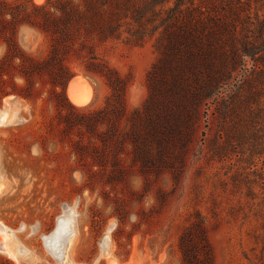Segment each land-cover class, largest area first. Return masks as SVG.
I'll return each instance as SVG.
<instances>
[{"label": "rangeland", "instance_id": "obj_1", "mask_svg": "<svg viewBox=\"0 0 264 264\" xmlns=\"http://www.w3.org/2000/svg\"><path fill=\"white\" fill-rule=\"evenodd\" d=\"M11 36L16 49L6 57ZM154 43L100 47L123 74L134 75L131 110L149 96ZM50 48V35L34 25L18 22L0 32V115L13 113L0 122V219L16 250L15 256L0 251V264H59L53 249L63 238L64 248L72 240L71 263L64 264H183L180 238L196 222L205 227L213 264H264V146L249 138L216 154L224 139L212 115L202 127L205 138L199 133L179 171L146 170L133 161L132 145L115 151L77 120L85 108L105 104L111 88L104 76L69 60L72 77L82 75L91 85L92 98L83 106L68 93L55 95L67 86H56L48 72L34 73L26 89L21 55L43 59ZM115 157L126 170L121 181L109 182Z\"/></svg>", "mask_w": 264, "mask_h": 264}, {"label": "trees", "instance_id": "obj_2", "mask_svg": "<svg viewBox=\"0 0 264 264\" xmlns=\"http://www.w3.org/2000/svg\"><path fill=\"white\" fill-rule=\"evenodd\" d=\"M27 2L0 0V32L24 22L50 35L47 57H20L26 89L32 75L41 72H48L56 86H67L71 58L104 76L111 88L105 104L85 108L77 118L103 145L119 152L132 145L133 161L146 170L179 171L214 115L222 123L218 137L224 139L216 154L225 144L236 147L249 138L253 146H264V0ZM152 38L158 57L147 75L149 96L131 110L127 93L134 75L123 74L100 47L114 41L140 45ZM7 41L6 57L16 49L12 36ZM54 94L67 96L64 88ZM114 161L116 175L109 182L121 181L126 170L120 158ZM180 247L183 264H213L212 246L199 222L181 235Z\"/></svg>", "mask_w": 264, "mask_h": 264}, {"label": "bare ground", "instance_id": "obj_3", "mask_svg": "<svg viewBox=\"0 0 264 264\" xmlns=\"http://www.w3.org/2000/svg\"><path fill=\"white\" fill-rule=\"evenodd\" d=\"M39 2L43 0H37ZM87 79L82 76V75H76L71 78L70 84L67 88V93L70 98V100L78 105V106H83L86 105L90 102L92 98V89L90 87ZM13 113L10 109H6L2 114L0 115V122H4L10 118H12ZM0 234L2 237L0 238V243L2 244L3 251H6L10 253L12 256L16 255V250L10 242L11 238V232L8 226L4 223L3 220L0 219ZM63 243H64V238L63 240L60 241V244L56 247L58 250L63 248ZM72 246V240L68 242V244L64 248L63 252V263H71L70 262V249ZM17 257V256H16ZM129 262V261H128ZM114 264H121L116 260H113ZM130 264V263H127Z\"/></svg>", "mask_w": 264, "mask_h": 264}, {"label": "water", "instance_id": "obj_4", "mask_svg": "<svg viewBox=\"0 0 264 264\" xmlns=\"http://www.w3.org/2000/svg\"><path fill=\"white\" fill-rule=\"evenodd\" d=\"M70 80H71V79H70ZM70 80H69V82H68V84H67V88H68V86H69V84H70ZM52 249H53V248H52ZM0 251H3V248H2V244H1V243H0ZM53 251L55 252V254H56V256H57L58 263H59V264H64L63 261H62V259H63L64 247L61 248L60 250H58V248H56V250L53 249Z\"/></svg>", "mask_w": 264, "mask_h": 264}]
</instances>
